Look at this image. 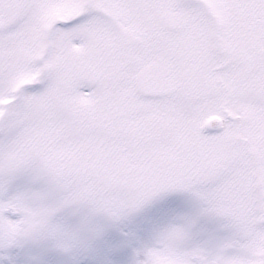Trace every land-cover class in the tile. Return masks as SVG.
<instances>
[{
	"label": "snow or ice",
	"instance_id": "6c2138e0",
	"mask_svg": "<svg viewBox=\"0 0 264 264\" xmlns=\"http://www.w3.org/2000/svg\"><path fill=\"white\" fill-rule=\"evenodd\" d=\"M0 264H264V0H0Z\"/></svg>",
	"mask_w": 264,
	"mask_h": 264
}]
</instances>
